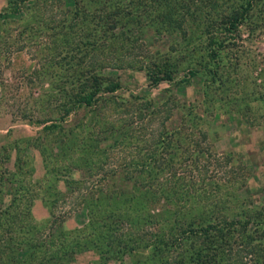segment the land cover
I'll return each instance as SVG.
<instances>
[{"label": "rangeland", "instance_id": "obj_1", "mask_svg": "<svg viewBox=\"0 0 264 264\" xmlns=\"http://www.w3.org/2000/svg\"><path fill=\"white\" fill-rule=\"evenodd\" d=\"M114 4L129 18L110 30ZM240 4L0 0V240L12 237L13 244L0 247V264L55 263L50 256L83 238L89 250L67 264H158L149 247L108 249L98 229L87 226L89 215L124 230L133 224L129 236L147 246L153 237L138 228L159 230L144 214L157 213L163 196L149 194L138 216L129 208L143 200L144 188L178 179L203 182L207 200L217 205L213 217L250 219L247 239L259 246L249 262L264 264V0H252L237 29H221ZM213 37L230 42L215 77L204 70ZM152 65L163 74L177 71L154 84L146 71ZM97 82L120 87L78 105L75 96ZM193 192L183 193L181 203L192 201ZM116 196L131 199L119 208L111 202ZM199 199L191 212L210 216L213 205ZM234 234L230 258L244 261L249 255ZM28 240L36 244L32 252ZM171 246L165 255L173 260L180 249Z\"/></svg>", "mask_w": 264, "mask_h": 264}, {"label": "trees", "instance_id": "obj_2", "mask_svg": "<svg viewBox=\"0 0 264 264\" xmlns=\"http://www.w3.org/2000/svg\"><path fill=\"white\" fill-rule=\"evenodd\" d=\"M237 2H240V6L235 8L232 13H228L224 20L220 23L221 29L225 30H233L234 28L237 29V25L235 23L236 20L240 19L245 21L247 18V13L250 10L251 7V1L245 0V2H242L240 0H236ZM12 6L11 9L15 10V2H11ZM127 7V6H126ZM130 13V8H127ZM129 18L128 14L124 11L121 4H114V9L110 11V13H107L106 21L108 23V29L113 30L114 28L118 27L123 23L125 24V21ZM239 21V20H238ZM88 35V34H86ZM113 35V34H111ZM113 38V37H112ZM110 42H113L115 39L109 38ZM213 44L215 47L210 48V52L208 51L206 60L207 63L205 64L204 70L206 73L211 75V77H215L217 75L218 67L220 66L219 58H220V51L221 49L229 44L227 38H212ZM127 42V41H126ZM69 43L70 42H65ZM93 44H97V42H93ZM220 47V48H219ZM94 50V49H93ZM90 52V51H88ZM87 51H85L83 55H86ZM81 56V57H82ZM158 65H152L149 68H147V74L149 80L156 84L159 81L162 80H172L174 73V70L169 71L166 70V73L164 70L160 69V72L158 69ZM215 80V79H214ZM120 85L118 83H115L113 86H104L102 83L97 82L94 85L93 90L86 91L82 90L77 94L75 102L78 105H84V106H90L93 102V100L96 97V94L99 93V90H105L106 92L109 91H116ZM104 91V92H105ZM153 159L154 154L151 156ZM157 160L156 158H154ZM149 173H152L150 170ZM173 175V174H172ZM155 176V175H152ZM180 181L179 179L175 182L168 183L166 185L158 184L156 185L153 190H151V187L144 188L143 191H141L142 194H145L146 196L143 198V200L133 201L132 206L129 209L135 210L137 212V215H140L144 213L145 208H147L146 204L149 201V194H152V198H155V195L157 193H160V195L163 196L164 202L158 204L160 205V209L156 213L153 212L152 214L148 211L145 213V217H147V221L153 222L157 221L156 225L160 223L159 230L158 228L156 230H153L154 226L151 225V230L148 228V225L139 227L143 231V233H146L148 235H152L151 240H146L148 245H140L143 241H139L136 236L132 238L131 229L132 225L130 224L126 230L122 226H119L117 222L114 220L104 219V224L100 223V221L93 218V214L89 215V222L87 226H90L92 224L93 230L96 231L98 236L100 237L101 243L104 244L108 249H111L112 247H129L132 250H136L137 247L141 248L140 250H143V248H150V256L151 258L155 259L158 264H190L194 261L195 264H258L259 262H249L252 261L250 259V256L252 258L253 252L258 251L256 248V244L250 242L247 237H251L250 233L248 231V226L251 222L250 219L247 218H240L239 221L235 220H226L225 218L221 217L220 215L214 216V209L217 206L215 203H213V199H208L206 197V188L201 187L203 182L200 184H194L190 181V183L186 184H179L177 183ZM234 184V182H232ZM143 187V186H142ZM202 188V190H198L199 193H194L193 190L199 188ZM120 188V190H122ZM192 190V195L194 196L192 201H189L188 203L184 199L183 203H181V195L184 193H187ZM196 191V190H195ZM156 193V194H155ZM176 194V195H175ZM176 196V200L172 201L171 197ZM158 196V195H157ZM132 197V196H131ZM199 198H205L206 203L213 205L211 208V215L205 216L204 215H197L191 212V208H198L200 205L201 199ZM209 198H211L209 196ZM130 196H126V198L123 197H113L111 202L112 203H118V207L120 208L124 204H127L130 201ZM116 200H118L116 202ZM183 200V199H182ZM194 202V203H193ZM156 203H159V200H157ZM193 205H192V204ZM191 204V205H190ZM187 205V206H186ZM189 205V206H188ZM168 206V207H167ZM215 206V207H214ZM180 208V209H179ZM173 209V210H172ZM175 209L177 213L175 212ZM179 209V210H177ZM136 214V213H135ZM95 217V216H94ZM130 218V216H129ZM129 218H122L126 219L129 222ZM132 221H130L131 223ZM141 222V221H140ZM100 223V224H99ZM127 223V222H126ZM162 223V224H161ZM165 224L167 226V229L170 230V237L171 240L168 241L164 240L163 238V227ZM99 227V228H97ZM146 229V230H143ZM257 230V228L255 229ZM160 231L159 233H156ZM239 232V235L241 236L240 244H242L244 247L241 248V251L246 253L245 256L246 260L242 261L241 257L239 258V261H233L230 258V255L232 254L233 246L232 244L236 242V240H232L234 237V232ZM187 233V236L184 235ZM191 238V239H190ZM150 239V238H147ZM264 240V239H263ZM252 241V239H251ZM179 242V243H178ZM28 250L30 251L33 247L31 242L28 240L25 242ZM264 243V242H263ZM89 242L86 240V238H83L82 240L78 239L77 242H75V245L72 247H69L68 245L59 252V254H53L49 258H53L57 262L51 264H67L71 259H73V255L77 251L81 250H89L88 246ZM12 244V237H8L5 239L0 240V247L4 249L6 246H10ZM172 245V246H171ZM172 247L171 249H174V247H177L180 249L175 259L171 260V258H167L165 255V248ZM17 247V246H16ZM20 247V246H19ZM225 247V248H224ZM35 248V247H34ZM39 248L36 247V249ZM239 248V247H237ZM17 248H14V251H16ZM62 249V247H61ZM10 250H13L11 248ZM33 250V249H32ZM31 250V252H32ZM35 250V249H34ZM47 251V250H46ZM141 253V251H139ZM37 262H41L42 258L35 256ZM45 256H43L44 258ZM33 258V257H32ZM170 259V260H169ZM258 259V258H257ZM254 260V259H253ZM220 261V262H219ZM22 261L18 262L17 264H21Z\"/></svg>", "mask_w": 264, "mask_h": 264}]
</instances>
